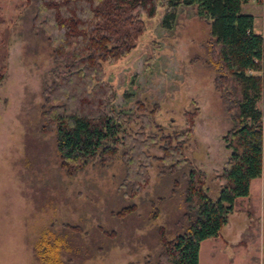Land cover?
<instances>
[{"label":"rangeland","instance_id":"374dc122","mask_svg":"<svg viewBox=\"0 0 264 264\" xmlns=\"http://www.w3.org/2000/svg\"><path fill=\"white\" fill-rule=\"evenodd\" d=\"M162 11L158 7L153 17H144L146 28L133 38L128 53L102 64L104 80L115 90L114 109L137 115L125 131L133 138L141 133L156 138L144 149L149 181L129 196L120 186L122 149L109 161L97 156L70 174L61 166L55 129L45 126L41 111L48 104L44 91L52 71L64 67L32 25L33 0H0V264H41L33 251L35 239L47 226L62 231L63 224L79 228L72 233L73 248L63 251V258L71 257L65 264L156 260L164 242L182 231L181 172L189 168L170 173L159 157L165 136L183 129L185 112L196 107L184 152L205 171L208 194L217 195L215 176L230 153L222 138L230 122L213 83L217 71L206 46L210 24L192 4L181 6L175 25L166 29L160 25ZM241 11L252 13L254 29L262 30L261 3H243ZM142 118L150 125L142 126ZM233 205L218 239L202 242L199 264H264V160L248 195L236 197Z\"/></svg>","mask_w":264,"mask_h":264},{"label":"trees","instance_id":"16d2710c","mask_svg":"<svg viewBox=\"0 0 264 264\" xmlns=\"http://www.w3.org/2000/svg\"><path fill=\"white\" fill-rule=\"evenodd\" d=\"M248 0H33L32 25L44 34L52 48L54 61L64 69L52 71L45 86L41 117L53 126L56 151L61 166L73 173L97 156L111 160L121 150L125 176L120 186L136 196L148 183L149 156L144 149L155 143V136L132 137L125 124L135 116L114 109L115 90L104 80L103 62H113L134 46L133 38L146 28L162 7L160 25L171 29L178 9L197 5L199 17L210 24L206 46L214 58L213 83L220 92L230 126L222 138L229 156L215 178L219 185L215 197L204 187L205 171L185 155L187 141L194 132V115L185 112V127L166 135L160 161L170 173L183 170V228L148 264H199L200 242L215 237L228 222L238 196L249 193L250 181L260 176L264 160V24L254 32V17L241 11ZM263 4L264 0H256ZM209 44V45H208ZM0 72V85L3 79ZM144 117V116H143ZM142 126H149L142 118ZM44 126V125H43ZM174 141V142H173ZM174 185L178 178L174 177ZM70 231L47 226L33 243L41 264H65L63 251L73 248L72 233L78 226L63 224ZM75 249V248H74ZM73 256V254H70Z\"/></svg>","mask_w":264,"mask_h":264},{"label":"crops","instance_id":"0c3cea01","mask_svg":"<svg viewBox=\"0 0 264 264\" xmlns=\"http://www.w3.org/2000/svg\"><path fill=\"white\" fill-rule=\"evenodd\" d=\"M252 1H254V0H248V1L245 2V3H249V2H252ZM242 5H243V3H242ZM242 5H241V9H242ZM262 6H263V4H262ZM247 13H248V12H247ZM251 14H252V13H251ZM252 15H253V14H252ZM253 17H254V16H253ZM253 26H254V22H253ZM253 30H254V32H261V31H262V30H260V29L256 31V30L254 29V27H253ZM225 225H226V226H224V227H227V223H226ZM224 227H223V228H224ZM220 232H222V230H220ZM220 232H219V233H220ZM218 236H219V234H218L217 236H215L214 238H215V239H218V238H217ZM205 239H206V238H205ZM205 239H203V240L200 242V248H201L202 242H203ZM199 256H200V249H199Z\"/></svg>","mask_w":264,"mask_h":264}]
</instances>
